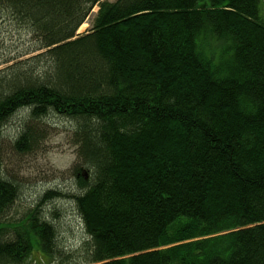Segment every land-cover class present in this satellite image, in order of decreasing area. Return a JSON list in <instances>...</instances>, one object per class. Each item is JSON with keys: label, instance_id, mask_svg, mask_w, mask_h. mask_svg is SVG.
<instances>
[{"label": "trees", "instance_id": "1", "mask_svg": "<svg viewBox=\"0 0 264 264\" xmlns=\"http://www.w3.org/2000/svg\"><path fill=\"white\" fill-rule=\"evenodd\" d=\"M0 20L31 38L0 69V264H264L261 0H0ZM18 113L12 154L60 116L76 159L73 189L15 217Z\"/></svg>", "mask_w": 264, "mask_h": 264}, {"label": "rangeland", "instance_id": "2", "mask_svg": "<svg viewBox=\"0 0 264 264\" xmlns=\"http://www.w3.org/2000/svg\"><path fill=\"white\" fill-rule=\"evenodd\" d=\"M114 1V0H108ZM264 8V0H261ZM97 8H94L86 18L79 32L90 27L93 16ZM31 43L30 36L22 33L14 25L5 24L0 20V69L6 64L4 61L9 57H14L18 53L26 50L27 45ZM26 58L27 55L21 56ZM21 118L20 113L14 115L2 129V152L4 170L22 182L23 192L20 196V202L11 209L15 217L32 206L31 201L37 199L46 189H55L56 191L71 190L75 187L73 174L70 169L74 164L76 155L75 147L72 144L71 124L65 117L54 116L49 120V130L46 131L45 138L35 150L28 155H14L11 153L10 141L13 135L18 131V121ZM60 211L59 221L62 226L60 230L61 239L67 245H75L84 238V230L78 213L72 204L65 199L58 202Z\"/></svg>", "mask_w": 264, "mask_h": 264}, {"label": "bare ground", "instance_id": "3", "mask_svg": "<svg viewBox=\"0 0 264 264\" xmlns=\"http://www.w3.org/2000/svg\"><path fill=\"white\" fill-rule=\"evenodd\" d=\"M83 26V24L80 26V28Z\"/></svg>", "mask_w": 264, "mask_h": 264}]
</instances>
